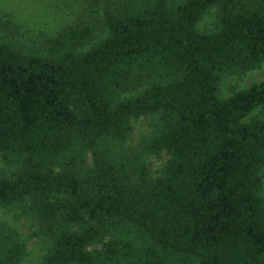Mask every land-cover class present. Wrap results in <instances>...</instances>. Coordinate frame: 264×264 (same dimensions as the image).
<instances>
[{"label": "trees", "instance_id": "16d2710c", "mask_svg": "<svg viewBox=\"0 0 264 264\" xmlns=\"http://www.w3.org/2000/svg\"><path fill=\"white\" fill-rule=\"evenodd\" d=\"M84 5L28 49L0 18V207L34 221L42 264H264V81L219 93L264 64V0ZM141 118L151 134L127 147ZM27 254L0 220V264Z\"/></svg>", "mask_w": 264, "mask_h": 264}, {"label": "rangeland", "instance_id": "374dc122", "mask_svg": "<svg viewBox=\"0 0 264 264\" xmlns=\"http://www.w3.org/2000/svg\"><path fill=\"white\" fill-rule=\"evenodd\" d=\"M84 0H0V18L12 22L13 32L5 31L3 35L8 41H13L26 49L34 47L41 39L56 36L63 28L75 23L81 18L89 17ZM217 9L207 13L198 25L203 33L213 30L216 22ZM99 41L104 35L94 25ZM264 81V64L261 67L237 76H224L220 84L219 93L222 98H229L235 92L245 90L253 84ZM253 116L264 121V111L256 110ZM150 120L141 118L133 120V133L127 147L138 149L140 144L150 136ZM169 156L163 153L159 156H145L146 164L154 176H160L169 161ZM3 164L0 162V169ZM264 193V191H263ZM0 220L4 221L21 234L26 241L28 254L24 264H42L48 252V243L37 235L38 228L28 215L18 209H4L0 207Z\"/></svg>", "mask_w": 264, "mask_h": 264}]
</instances>
